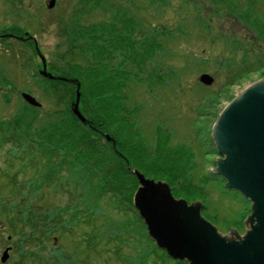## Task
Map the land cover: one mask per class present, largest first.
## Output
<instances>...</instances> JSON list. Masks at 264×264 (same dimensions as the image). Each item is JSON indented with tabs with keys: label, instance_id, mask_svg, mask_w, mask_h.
Returning <instances> with one entry per match:
<instances>
[{
	"label": "trees",
	"instance_id": "1",
	"mask_svg": "<svg viewBox=\"0 0 264 264\" xmlns=\"http://www.w3.org/2000/svg\"><path fill=\"white\" fill-rule=\"evenodd\" d=\"M88 1H93V5L99 3L98 0ZM211 2L219 4V9L236 14L237 19L254 30L257 38L264 40V16L255 13V0L240 7L233 0ZM72 19L69 18L65 39L83 61H65L63 69L49 66L57 77L66 80L41 78L42 93L49 97L54 109L40 113L38 107L27 105L25 111L0 121V149L7 147V161L12 165L18 162L19 170L29 166L35 170L20 191L21 198L0 199V211L18 221L25 231L21 238L28 244L42 246L43 238L58 231L67 234L65 232L78 227V241L84 242L87 250L95 248L103 238L116 242L117 249L131 246L134 254L118 257L124 264H187L185 260L169 258L147 235L132 205L138 183L128 169L136 168L148 178L165 181L172 196L187 203L205 201L207 182L224 184L220 176L205 169L212 163V154H216L207 138L208 129L200 136L204 155L201 160L189 145L172 144L169 133L161 125L156 126L151 141L139 130L138 106L127 88L131 82L144 81L149 88L164 84L165 76L157 72L153 75L155 69L150 63L159 48L157 40H168L170 32L153 27L141 33L142 25L125 9L114 10L108 20L95 24L81 25L76 20L71 23ZM6 30L23 34L19 27ZM259 72L264 76V71ZM235 75L231 79L236 83L250 76L248 72ZM0 80L3 82L0 86L8 84L2 75ZM76 91L78 108L85 122H80L71 111ZM226 93L227 90H222L220 94H203V111L216 109L220 96ZM216 115L215 111L213 118ZM208 117L206 122L210 120ZM105 135L110 140H106ZM2 173L8 175L7 171ZM15 176L11 177L13 184ZM221 189L243 200L238 192ZM49 190L59 197V202L41 208L39 202L44 203L43 197ZM243 201L247 206L248 201ZM104 209L115 215H106L108 221L96 225L98 217L106 214ZM202 209H206L205 204ZM244 209L235 222H226L225 226L235 225L242 231ZM37 256L38 264H52L49 256ZM57 261L58 264L70 263L62 258ZM74 262L91 264L79 257H75Z\"/></svg>",
	"mask_w": 264,
	"mask_h": 264
},
{
	"label": "rangeland",
	"instance_id": "2",
	"mask_svg": "<svg viewBox=\"0 0 264 264\" xmlns=\"http://www.w3.org/2000/svg\"><path fill=\"white\" fill-rule=\"evenodd\" d=\"M48 1L0 0V33L11 32L6 29L19 27L33 36L48 71L50 65L63 69L65 61H83L82 56L72 50L65 39L70 17H73L71 23L76 20L81 25L95 24L108 20L114 10L125 9L142 25L141 33L146 29L152 30L153 27L170 32L168 40H157L159 48L154 51L153 61L150 63L151 68L155 69L153 75L156 72L158 75L163 73L164 84L149 88L144 81L139 84L131 82L127 92L138 106L136 116L139 119V130L147 141L153 139L156 126L161 125L169 133L172 144L183 142L189 145L198 160L204 157L200 136L205 128L209 132L215 119L214 112L218 114L230 96L263 76L258 71H264V40L257 38L254 30L237 19L236 14L219 9V4L214 5L211 0H98L97 5L88 0H55L50 8L46 7ZM233 1L240 7L253 0ZM255 3V13L264 16V0H255ZM40 64L39 58L33 54L32 42L0 40V75L8 83L0 86V121L10 119L19 111H25L27 104L22 100L21 92L31 94L40 103V113L54 109L55 106L40 88L42 80L37 75ZM246 72L250 74L247 79L238 83L231 79L235 74L241 76ZM202 73L213 77L211 85L206 86L198 81ZM1 83L3 82L0 80ZM222 90H227V93L220 96L216 109L203 111V94H220ZM207 115L210 120L206 122ZM207 138L210 139L209 134ZM6 154L7 147L1 148L0 199L10 200L13 196L21 198L20 191L35 170L33 166L19 170V163L10 164ZM215 156L216 154H212V163L205 166L206 170L213 166ZM2 171H7L8 175ZM14 174L13 184L11 177ZM221 187L223 184L218 181L207 182L205 201L199 199L206 206L205 210L201 208V214L220 232L229 234L232 228L237 227L225 226V223L235 222L244 207L249 209V203L245 206L244 199L240 200L234 193L223 192ZM45 193L47 196L43 197L44 203L39 202L41 208L59 202V197L51 190ZM248 209H244L246 213L242 224L249 213ZM104 212L106 214L98 217L96 225L107 222L106 215H115L108 209H104ZM10 216L12 215L0 211L2 234L10 235L16 248L12 264H38L35 260V255L38 259L37 254L49 256V263L52 264H58V258L70 262L67 264H75V257L91 264H124L118 257L121 254H134L130 250L131 246L124 245L117 249L116 242L104 238L95 248L87 250L84 242L78 241V227L65 232L67 234L60 229L61 232L43 238L42 246L28 244L21 238L25 231ZM243 231L244 228L239 233Z\"/></svg>",
	"mask_w": 264,
	"mask_h": 264
},
{
	"label": "water",
	"instance_id": "3",
	"mask_svg": "<svg viewBox=\"0 0 264 264\" xmlns=\"http://www.w3.org/2000/svg\"><path fill=\"white\" fill-rule=\"evenodd\" d=\"M54 4L55 0H49L46 7ZM37 53L39 75L54 78L46 70L44 57ZM198 81L209 86L213 77L202 73ZM21 97L29 105L40 106L27 92H21ZM78 97L76 91L71 111L85 122ZM209 137L217 154L211 172L224 180V188L249 201L242 233L233 228L229 234L221 233L202 216L200 200L187 203L174 198L165 181L128 167L138 183L133 207L155 246L172 260H185L187 264H264V76L242 87L223 105L211 124ZM105 138L110 140L108 135ZM6 258L4 253L1 260Z\"/></svg>",
	"mask_w": 264,
	"mask_h": 264
},
{
	"label": "flooded vegetation",
	"instance_id": "4",
	"mask_svg": "<svg viewBox=\"0 0 264 264\" xmlns=\"http://www.w3.org/2000/svg\"><path fill=\"white\" fill-rule=\"evenodd\" d=\"M9 39H15L20 41L26 40L29 42H33V39L27 33L23 34L22 36L12 34L10 32L0 33V40H9ZM15 249L16 248L14 246V241L13 242L11 241V236L3 235L2 229H0V264H12L11 260ZM4 253L7 255V258L4 261H2L1 257ZM16 264H19V262H17Z\"/></svg>",
	"mask_w": 264,
	"mask_h": 264
}]
</instances>
